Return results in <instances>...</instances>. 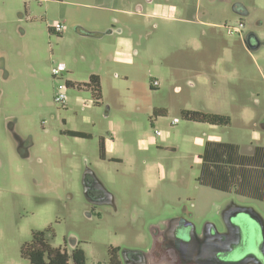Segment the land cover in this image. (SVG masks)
<instances>
[{"label":"rangeland","instance_id":"374dc122","mask_svg":"<svg viewBox=\"0 0 264 264\" xmlns=\"http://www.w3.org/2000/svg\"><path fill=\"white\" fill-rule=\"evenodd\" d=\"M148 1L132 0L134 13L125 15L110 10L113 0H0V264H29L20 248L47 227L53 247L70 254L76 246L85 264H109L111 246L144 251L150 228L184 208L197 223L218 221V206L233 199L264 221V200L197 182L207 140L243 153L264 145V42L248 48L223 27L242 21L243 33L264 34V0H154L172 20L150 18ZM55 23L64 24L60 33L49 30ZM112 25L133 38L130 53L117 52L105 33ZM61 62L66 70L54 77ZM212 63L218 73L239 72L198 83ZM91 73L100 80L98 102L78 86ZM66 82L62 106L54 96ZM182 109L223 113L230 123L189 121ZM16 136L30 144L27 157ZM103 140L112 144L101 158ZM86 169L114 206L90 203Z\"/></svg>","mask_w":264,"mask_h":264},{"label":"flooded vegetation","instance_id":"af4514ba","mask_svg":"<svg viewBox=\"0 0 264 264\" xmlns=\"http://www.w3.org/2000/svg\"><path fill=\"white\" fill-rule=\"evenodd\" d=\"M259 33H247L243 40L253 43L256 49L264 42V34ZM16 144L27 157L30 144L20 136H16ZM85 188L92 205L114 206L89 174ZM218 212V221L197 223L192 220L193 212L184 208L150 228L152 242L144 251L111 246L109 259L114 264H264L262 216L253 207L233 199L219 205ZM72 242L75 245L74 239Z\"/></svg>","mask_w":264,"mask_h":264},{"label":"trees","instance_id":"16d2710c","mask_svg":"<svg viewBox=\"0 0 264 264\" xmlns=\"http://www.w3.org/2000/svg\"><path fill=\"white\" fill-rule=\"evenodd\" d=\"M49 30L52 31L51 28ZM85 34L94 35L93 32L88 31H85ZM78 86L89 88L97 102L101 98L98 75L91 74L88 82ZM163 111L164 109H156L153 112L157 115ZM181 115L189 121L215 126H225L230 123V117L223 113L182 109ZM66 132L72 137H89V134L82 131L67 130ZM100 156L105 157L103 141L100 142ZM200 160L197 178L200 185L217 191L234 192L240 196L264 200V145H254L250 153H243L236 143L207 140ZM50 236H52L51 227L33 231L30 241L23 243L20 248L21 256L29 264H69L70 258L74 264H85V254L82 249L76 247L68 254L65 249L53 247L49 243ZM109 264H114L112 259H109Z\"/></svg>","mask_w":264,"mask_h":264},{"label":"crops","instance_id":"0c3cea01","mask_svg":"<svg viewBox=\"0 0 264 264\" xmlns=\"http://www.w3.org/2000/svg\"><path fill=\"white\" fill-rule=\"evenodd\" d=\"M148 2L150 3V5L148 6L149 11L147 13L149 14L150 18H156L159 20H172L173 19V18H171L172 17L171 16V9L165 3L160 2V1H154V0L153 1L149 0ZM132 3H134V2H132V0H113V5L111 6L110 10H113L114 12L119 13V14H125V15L133 14L134 13L133 8L136 7L137 3H134V4H132ZM133 6H135V7H133ZM138 13L139 14L144 13V7L143 6H139ZM179 21H181L182 23H186V22H189L190 20L184 19V20H179ZM210 24L212 25V23H210ZM110 27L111 28L106 30L105 33L108 36H112V35L115 36L114 37L115 38L114 44H115V47L117 49V52L118 53H126V54L130 53L131 50L133 49V46H134L133 38L127 34H122V30H120V29H119L120 32H118V29L115 28L113 25ZM112 30H113V32H110ZM85 31H88V30H82V31H79L78 33H80L82 36H92L89 34H85ZM88 32H93V30L88 31ZM93 33L96 34L95 32H93ZM259 34L262 35L263 33L260 32ZM244 35H245V33H242V35H239L240 40H242ZM223 62L228 63V62H230V59L223 57L221 63H223ZM215 67H216L215 64L212 63L211 66H209V68H208V71H209L208 77L198 76L196 81L198 83H203V84L211 83V79L214 78V76H215L217 81L213 79L212 83H217L219 80H221V78H228L229 74L231 76H234L237 72H239V69L234 66L232 71H228L227 73L222 72V74H221L215 70ZM230 68H232V66H230L228 69H230ZM91 74H93V73H91ZM261 78L264 79V76L262 75ZM216 113H218V112H216ZM210 126L215 127V125H210ZM108 143L109 142H106L105 140H103L104 155L108 151ZM109 144H112V143H109ZM111 159H116L115 161L121 160L120 158H111Z\"/></svg>","mask_w":264,"mask_h":264},{"label":"built area","instance_id":"2783aa9c","mask_svg":"<svg viewBox=\"0 0 264 264\" xmlns=\"http://www.w3.org/2000/svg\"><path fill=\"white\" fill-rule=\"evenodd\" d=\"M223 27L226 28L227 30V33L228 34H234V33H237V34H241L243 33L242 30L244 28V24L242 21H239L237 23V25H223ZM51 30L56 32V33H60L63 28H64V24L62 23H55L54 25H52L51 27ZM66 70V65L61 62V63H58V64H55L52 69H51V73L54 77H57L59 76L61 73L65 72ZM67 82L60 86L58 88V90L56 91V94L54 96V101L58 104H61L62 106H65L66 102H67V96L65 94V90L67 88ZM152 85L154 86H158L159 83L157 82V80H154L152 82ZM172 123H175L174 121ZM154 133L155 134H159V131L158 130H154Z\"/></svg>","mask_w":264,"mask_h":264},{"label":"water","instance_id":"95a60500","mask_svg":"<svg viewBox=\"0 0 264 264\" xmlns=\"http://www.w3.org/2000/svg\"><path fill=\"white\" fill-rule=\"evenodd\" d=\"M110 32H113V30L110 31ZM118 32H120V30H118ZM243 41H244V43L246 44V46H247L248 48L255 49V47H254L253 45H250L246 40H243ZM88 173H90V175H92V177H93V179H94V182H96L97 185H98L102 190H104V192L106 193V195H107V197H108V202H111V201L113 202V200H114V196L104 188V186L102 185V183L100 182V180L95 176V173H94L91 169H86V173H85V175L88 174ZM84 185H85V181H84ZM85 193H86V195H87V190H86V188H85ZM261 229H262V233L264 234V225L261 226ZM263 236H264V235H263ZM200 264H202V263H200Z\"/></svg>","mask_w":264,"mask_h":264}]
</instances>
